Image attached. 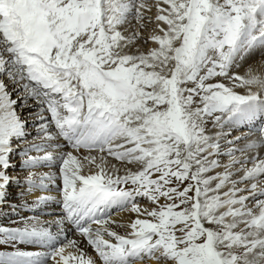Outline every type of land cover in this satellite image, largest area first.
<instances>
[{"label": "rangeland", "instance_id": "374dc122", "mask_svg": "<svg viewBox=\"0 0 264 264\" xmlns=\"http://www.w3.org/2000/svg\"><path fill=\"white\" fill-rule=\"evenodd\" d=\"M37 1L38 0H36V2ZM57 1L59 0H43L41 2L44 4L45 7L53 8L52 10L49 11H43V13L44 14L47 13L48 16L47 15L46 16L49 17V19L46 20H50V18L53 19L54 17L55 21H57L58 23L57 26L54 29L50 27V31L48 29V30H43L41 32V30L43 29L42 28L43 25H41V22H39V24H35V27H37V29L40 28L39 30L42 35L44 32V36L46 38L40 40L38 39L37 36L31 35L30 42L34 44L39 43L41 47H44L46 46V44L44 43H47V39L50 38L51 40L54 41L53 43H55L56 45L53 44L54 46L52 50V56L51 57L49 56V58L47 59L49 60V64H47V66H49V68L50 67L52 68L53 66L51 70L52 74L54 73L62 74L67 72V70L62 69V67H58L59 69L56 68L57 65L63 66V64L68 63V65L70 64L71 67H74L77 64H78L77 66H81L82 64L86 65V63H88L86 65L87 67H84L87 71L84 72L86 73L85 81L88 80L90 82L91 80L89 79L92 74H94L93 76L95 77L100 76V79L101 80L103 79L102 82L109 86L108 91L110 92V90L112 89L114 92V94H112L113 98H110V96L106 95L107 98L106 100H104L105 101L104 102V101H100V97H96L97 94L92 93V91H95V89L93 88L95 86L89 83L88 81H87L88 90H84L85 92L84 95V93L82 92V88H79V90L78 89L75 90L74 88L72 92L71 89L67 88V86L63 83L64 80H60V83H62L61 88L64 89L65 91H69L68 94L70 97H72L74 93L75 94L83 93V96L77 95V98L84 99L85 97L86 100L84 101V105L83 106L81 105L82 106L81 109L86 111L88 109L90 115H84L81 113L80 105L75 103L74 98L70 101V103L65 102L64 104H63L64 101L63 98H61L60 100L57 99V101L59 100L58 103H61L62 106L64 105L67 106V104H70L74 112V117L80 116L81 121L86 122L85 119H87L90 121L94 120L97 123V129H96L97 136L94 138V140L96 141L95 148H97L98 150L94 151V153H87L88 158H86V156H83L82 155L83 153L81 154L82 156L76 155V157L73 160V167H75L77 170L85 172L86 174L90 172L94 173L95 171L101 172L104 174L105 178L103 177L100 180L113 179L112 181H117L115 182L117 184L116 186H114L115 183H113L111 186L105 187V189H111V190H115L116 188L120 187V184H124L125 186L126 184L128 185L129 182L131 183L133 181V178H137L138 176L137 170L140 171L143 170L141 171V174L138 177L139 181L134 180L135 182L133 181L134 183L133 185L135 186L138 185L139 183L141 188H145V191L146 188L148 189L146 191V196L140 197L141 199L139 198L137 200L136 205L148 204L152 208L161 209L158 215V220L156 219V227H158L156 229H160V227H163V229L167 232V237L168 238L172 237L175 242V246L173 249L174 256L170 260L166 262V259L164 258L165 256H163L165 255L164 250H161L159 252L160 254H162L161 256H159V253L154 254L156 258L160 257L162 258L163 261L165 260V262L168 264H173L174 262H178V261L181 262V264H264V251L256 252L257 253L256 256H251L252 253L257 251V248L262 243L264 245V204H263L264 201H257L252 203L250 200H248V198L239 196L240 191H243L242 188L236 189L233 195L239 197L234 202L235 205V209L233 210L234 212H232V214H230L229 216L220 215L218 217L216 215L217 211L220 210V205H216L218 204L217 201L222 199L225 196L226 191L230 190V188L239 185L237 182L239 177L245 174L253 173L252 169H254L255 171L264 170V168L260 169V165H261L260 163L258 165H254L255 168H253V165H251L249 169L247 167L242 168L243 166L242 164H240L237 167L236 159H233L231 162L226 161L225 164L222 165L225 159L230 158L228 157V154L233 156L231 157V159L245 157V156H247V158L249 159V157L252 158L254 156L256 158L260 157L261 159L264 160V156H259L261 150H256V152H250L248 150H245L246 145H244V148H240L238 147V144H236L235 146L230 147V149L232 150L227 149L224 146L222 150L220 152H217L215 155L206 156L203 155V153L201 152V150L204 149L203 146L199 150L197 147H195L197 145V142L202 143V141H204V143H206L207 141H209V139L212 140L217 135V131L219 129L216 128L213 129L214 125L211 123V121H214L215 126L217 124L219 125V127L224 125L225 127L224 126L223 127L225 128V130L227 129L229 130L230 129L229 127H231L234 123L232 118L228 116L229 113H224V115L219 117H213L207 115L206 112L204 113V110L202 109V104H204L206 101L208 105L211 103H215L217 107L220 106L223 109H225L224 107L225 102L222 101L221 97L220 98L217 97L218 92H222L223 94H225L224 92L229 91L230 89H235L233 88L236 86L234 80H238L236 74L234 73L235 71L231 73L229 72L230 74H235L234 76L232 75V77L228 76L230 75L228 71L231 70V68L233 67L234 64L233 62H235L234 61L235 59L238 60L239 58L238 62L240 63L241 61H243V59H245V57H248V54L250 55L254 53V52H250L249 50L247 51L246 45L243 44L242 46L238 45L237 47H239L240 51L241 49L242 50L246 49V50L240 52L237 55L235 51L233 52V46L231 45L232 37H233V31L231 29V25L235 24L237 26H240L239 23H241L242 25L243 21L241 19L245 18V16L243 17V14L232 15L233 17H235L234 23H225V26L219 23L216 19L217 17L223 18V16H226L224 14L227 13L228 10L226 11L225 4L233 3V8L235 9L236 6L239 7V5L242 4L241 2L243 0H200V2L198 0H165L164 3L165 13L163 14L165 16L166 21H168L166 22L168 23V30L166 27V30L164 31L165 36L162 39L163 43L161 44L162 49L160 48L161 50L159 49L153 50L149 48V44L152 42L149 38V35L154 32V27H151L152 30L150 28H147L149 29V31L145 30L148 36L141 34V32L138 31L137 28L134 29V27L132 26V24L134 23L132 19L127 17L129 15L124 16L123 18H119L118 11L121 5H117L115 2L111 3L112 0H110V2L108 0H94L95 3L91 7L88 6L90 9L89 14H87L86 5L82 1H78L76 5L73 3V6L75 7L71 9L68 6V4H70V1L64 0L65 2L60 3L59 5ZM132 1L133 0H128V5H126L129 6L130 9H133L132 12L134 11L132 14L133 16L131 17L135 19L138 18L139 20L142 21V19L146 16V14L144 15V13H146L145 11L147 10V8H148L147 14L152 15L150 11L153 9V6L151 5L154 3V1L147 0L149 2L146 1L143 2V0L142 1L135 0L134 5L131 4ZM53 2L55 3V5ZM258 2H259L258 0L253 1V3L255 4H258ZM1 3L2 4L7 3V0H0V4ZM110 3L112 4V6L109 5ZM167 3H169L170 5L169 7ZM14 4H15L14 8L21 6L20 0H15ZM147 4L151 7H147L148 6ZM142 7L144 9H142ZM109 8L111 10H109ZM203 8H205L204 11L202 10ZM73 9H74V13L76 12L82 13L83 15L86 13L87 16V22L85 23V28L88 31L87 33H85L86 34L85 37H83L87 40V42H84L83 44H81L80 42L83 39L81 38L82 35L78 33L77 30L78 23H76V20H74L72 16ZM62 10H64L66 13L63 14L61 12ZM189 11L192 13H190ZM20 12L22 13V10ZM111 16L115 17L114 23H112ZM140 16H142V19ZM12 17H15V15L12 14L7 15V18L4 19L3 14H0V18H1L0 25L5 24L2 23V20L4 22L10 21L12 24L14 23V21H17ZM229 17L230 15L227 16V19ZM18 18L24 19V15L21 14L18 16ZM141 25L140 27L143 26ZM115 26H119V28H116ZM63 27L65 29H63ZM133 29L135 30V37H134ZM136 32L137 35L140 34V36L144 37V38L142 37L140 38L144 40L149 39L150 42L146 43V41H143L144 42L143 43L142 41H139L140 38L136 36ZM173 33L177 35L173 36L172 35ZM115 35L116 38L114 37ZM105 40L107 41V43L104 42ZM124 40L127 41L123 42ZM5 43L8 42L6 41ZM222 44L224 45L222 46ZM100 45L103 46V48ZM181 45L183 47L185 46V48L179 52V47L182 48ZM89 46L91 47L89 48ZM22 47H24V45L20 40L16 44L8 47V49L12 53L13 61L11 60L9 63H7L8 62L7 59L3 60V57L0 58V67H3L5 70V71L3 70V73H6V68H9L8 71H12L13 68H10L11 66L17 67L15 71L9 75L8 82H5L6 80L0 82V97L6 95L9 92L8 87L15 86V90L13 89L11 92H9V95L6 97L8 99L7 102L12 100V103L14 105L13 106L14 111L17 112V114L16 113L15 114L19 115L18 121L22 122V124L19 125V128L25 130V133L28 132L30 133V134L28 133L29 135L27 134L28 136L25 135L23 137L24 138H28L29 136L31 137L29 139H24L25 141L24 143H21L23 140L19 141L20 143L19 142L18 143L22 144L21 147H24V145L27 146L26 144H28L30 141L31 142L34 141L32 138L35 136L37 137L35 143L43 144V146H45V144L42 143L43 141H45L46 139L55 138L53 132L46 130L45 125L43 124L45 121L42 120L45 117L49 116L48 114L43 115L42 114L43 111H45L46 109L50 111L51 109L49 105L48 107H46L44 104H42L41 96L35 94L36 93L35 89L38 90L39 87L36 88L32 87V84L29 82V80H26L24 77L26 70L28 73L32 71L31 75L34 74L33 73L34 68L32 70L29 63H27L26 66H23L26 64L24 60L25 61L28 60L30 52L28 53L27 48L22 50ZM117 48H119L122 52L119 49L117 50ZM114 49L116 52L113 51ZM204 49H206V51ZM15 50L17 53L14 54ZM123 51L126 52L128 55L126 53H123ZM23 52L25 55L20 58L19 56L23 54ZM93 53L96 54L93 55ZM81 57L82 60L80 59ZM260 57L258 58L257 61L255 60L253 61V63L256 62L254 64L255 66H257V70L256 69H252L251 71L248 70L250 72L246 71L247 74H252L253 76L260 74L263 75L262 70H260L258 66L260 65L259 61H262L264 63V57H261V59ZM73 58L75 61L73 60ZM83 60H85L86 62ZM193 62H195V64H193L192 68L190 67L188 69V65L192 64ZM236 66H238L237 67L238 70L242 65L238 64ZM258 70H260V73L258 72ZM18 71L21 75V80H22L19 86L15 85V83L17 84V78H13V81L9 82L10 81L9 79L13 76V74L15 72L17 74ZM184 71L185 73H183ZM81 72L82 70L79 71L76 69L73 70V72L71 73V74L75 73L74 75L76 77L78 76L77 78H78L79 86H83L82 82H84L83 77L79 76ZM60 74L59 77L57 76H53V77H57L60 79L61 77ZM199 75L208 79V83L206 84L207 88L213 87V89H218V91L212 93L211 95L209 94L207 95L206 86L205 89L204 87H201L202 85L200 86L198 83ZM2 77H5V74L2 75ZM178 77L180 79H178ZM213 78H217V80ZM221 78H225V80H227L226 82L228 84L224 85L225 87H227L226 89L219 80ZM49 79H53V78L47 79L46 77H44L42 80L35 79L38 80V82L43 81L44 83V84L38 83L40 86H42V88H39L40 90H38L37 93L49 86L50 87L48 89L49 90L51 89L50 91L53 93L52 87L54 85V82ZM44 81L47 83H45ZM215 81H217L218 83H216ZM176 83L180 84L181 88L180 90L178 88L179 91L174 92L172 86L176 85ZM239 83L237 84L238 87H239ZM69 84L72 83L70 82ZM244 85L251 86L249 84L247 85V83H245ZM241 87H243V85ZM23 88H27L26 95L29 94L30 98L33 99L24 98L26 96L24 94H22L23 96L20 95V97L21 96L23 97L22 100L20 97L19 98L18 96L16 97V94L18 95L21 92H23L21 91V89ZM13 91L15 92L14 94ZM49 97H51L53 101L56 100L55 95ZM6 98L4 99V101H6ZM255 98L257 99V100L253 99V101L255 102H259L258 98L262 99V97H258V98L255 97ZM136 99H138L137 109L139 110V111L137 110L136 114L131 113V111L128 108L125 109V111L123 112L118 111V109L120 108V105L118 104L131 105L136 101ZM149 99H151L152 101H149ZM18 100L20 101L18 102ZM153 100H155L156 102L152 103L154 102ZM36 103L39 105L34 106ZM156 103H160L161 106L157 105ZM88 104L90 105V107H88L89 106ZM59 105L58 107H61ZM247 105L248 102L246 103L245 107ZM84 107L85 108L87 107V109H84ZM245 107L238 106L237 108V110L240 109L239 111L242 113L243 117L246 114V112L244 113L242 112L243 108ZM66 110L68 109H64V108L61 109V111L63 112ZM72 110L70 113H72ZM105 111L108 113H113L114 119L117 120V121L115 120V125H110L109 128L115 131L116 127L121 126L120 127L121 133L119 135V139L118 137H116L117 142L112 143L113 140L107 142L109 144L116 143L115 150L120 149V147L118 146V143L120 141H122V143L129 144L132 138L140 133L145 135V138L149 139L148 142H142L141 144L144 147L151 148L149 152H145V153L143 151H138L139 147H137V145L139 142L136 141L137 138L133 139L135 140L134 142L135 146L130 148L133 149V154L130 155L129 158L135 163L134 166L130 162H125L123 164V163H118L108 157H103L105 153L103 150L99 148V146H101L100 144L102 143V141H104L103 139L105 135L102 138V134H101L102 121H98V120L100 119V117H102ZM97 112H99V117L93 116ZM70 113L68 112L64 114L65 118L64 121L62 122L66 123V125L70 123L69 121L72 120V116L66 118V115ZM16 115L14 116V118L16 117ZM191 117H195L197 119V122L192 123ZM65 119H67L68 121L67 120L65 121ZM35 120L38 121H36L35 123ZM71 122L72 124H71L70 133H68L69 126L65 125L67 129L65 134H69L70 136L75 134L73 132L76 131V126L78 124H82L81 122L74 123L75 122L74 119ZM156 122H160L161 124L158 125V123ZM116 123H118V125ZM137 123L138 125H136ZM150 123L152 124L151 125L152 128H150L149 126ZM199 123L200 126L202 127L203 125V127L198 130H195V127ZM205 123H207V125H205ZM30 124L31 125L34 124L35 126L36 125L37 126L32 128ZM82 125L85 126V124ZM147 126L149 127L148 129ZM184 126L185 128L183 129ZM86 129H89V127L88 128L86 127ZM108 133L110 134V132ZM198 133L199 135L197 137L196 134ZM246 133L244 134L246 135ZM18 134L20 135L21 133ZM249 134L252 135V131ZM100 138L102 139V141H100ZM111 138L112 135L110 136L109 139ZM191 138H193V141H188ZM220 138L221 137H219L218 139ZM143 139L144 138H141V140ZM251 141L253 140L251 139ZM53 142L56 143L57 140L55 141L53 140ZM162 142H166V143L162 144ZM248 142H250L249 139H247L246 144H248ZM29 146H27V149L37 148L38 145L32 144L30 147ZM182 146H186L185 148L186 150H183L184 148ZM1 147L2 145L0 138V152L2 151ZM54 147H58V146L56 144L51 146V148ZM11 149L12 148H10L9 150ZM187 149L193 152L188 151ZM53 151H55V149H53ZM123 151H125L124 147L122 150H119V152L124 153ZM187 151H188V155H187ZM147 153H149L150 156H148ZM160 155L168 156L169 158L173 159L175 162H182L186 166L198 164L199 167L200 166L202 167L200 169L206 168L204 172L199 170L200 172L198 171L197 174L202 180L204 181L206 180L207 183L210 184L211 182H213L214 186L211 188L210 187L206 188V190L197 189V186L195 185L196 183L193 181V179L188 178L190 176L191 177L198 176L196 175V173L192 171L185 172L183 170H180L177 165L176 166L172 165L173 166L172 168H167V165L170 164L168 160H164L163 162H161L160 165L159 163H156L154 160L155 157H161ZM200 156L203 157L201 158ZM21 157L22 155H16L12 161L18 162L21 159ZM133 158H135V160H133ZM260 158L258 162L261 161ZM12 161H10V163H12ZM238 161H242V160H238ZM249 161L250 160H247V163ZM185 162L187 163L185 164ZM62 165L63 164H61L60 167H62ZM19 167L24 171H26V169H24V167H22L21 164H19ZM177 169H178L177 173H174L175 170ZM24 171H22V173ZM167 171H170V174L168 176H165V172ZM8 172L17 173L19 171L12 170L11 172L10 171ZM134 173H137L134 175V177L129 175ZM220 173H224L225 177H230V178L237 177V179H235V181H230L227 184L222 185L218 181L219 180L218 175ZM123 174L129 176H126V178L123 179L122 178ZM90 177L92 179H95L93 176ZM116 178H121L122 181L125 180V183H123L122 181H120L119 183L118 180L120 179L117 180ZM128 179L129 182H127ZM178 179H180L182 182L179 181ZM262 185L263 184H260L259 187H262ZM250 186L251 189H253L254 186L256 188H259L257 183H252ZM21 188L22 185L16 186V184L15 185H12L10 183L7 184L5 188L6 193L4 194V197L1 198V201L3 202L2 210L0 211L1 213L2 212L4 213L10 207V205H8V202L20 201V199L18 200L14 197L13 193H16ZM137 189L138 187H136L135 190ZM154 189L156 190L154 191ZM262 189H264V187H262ZM162 190H167V192L165 194L159 193V191ZM141 191L143 190L141 189ZM254 191L255 190H252V192ZM148 194L149 197L151 198L147 197ZM128 195H132V193L128 192ZM168 198L170 200V205L169 204L163 205L164 199H168ZM201 203L202 205H198ZM49 204H52L53 207H56L55 205L56 202H54L53 200L50 201ZM160 206H162V208ZM27 213L29 212L25 211L23 213H20L17 211L15 215V212L6 211V215H5L6 222H2L4 220H1L3 217L2 215H0V228H1L0 264H24L23 261L24 259H26L25 258V256H27L26 254H29L30 256V252L33 253L34 251L35 252L41 251L47 253L45 254L44 261L41 263L53 264V256L57 254L56 252H58L59 247L61 246L65 247L66 245H68L74 239L73 236L76 233L80 234V238H77V240L78 241L84 240L83 243L85 242L84 236L87 233H79L76 231H73L72 233L73 235L71 234L70 237L65 239L63 243L60 244L59 242L55 243L54 241H49L48 239L47 241L46 239L38 235L36 237H33L32 239H29V234L24 233L23 229L21 228V226L24 225L27 221L26 220L27 216H25ZM222 221L224 223L230 222V224L233 226L231 232L229 230L227 233L224 234L223 232L221 234H216V232L214 233L212 231V227L213 228L215 226L221 227L224 224ZM152 235H153V231L147 237L145 236L146 238L141 237L138 240V242L140 241V246H141L140 254H142V249L146 250L147 247H149V249L153 252L152 245L157 243L158 239L155 238L151 244H147L148 240L150 239V237H152ZM86 244L85 245L83 244V246H86L87 248L91 247V249L96 248L94 244L93 245L91 244L86 245ZM101 245L102 244H98V246ZM42 248H46L47 250H42ZM100 251L95 252L93 250V253H98L100 254L99 256H101L102 253ZM149 255L151 256V254ZM150 256H148V259L146 260L147 262L140 261L136 264H152L153 262L150 261L154 259V256H152L153 257L152 259L151 258L149 259Z\"/></svg>", "mask_w": 264, "mask_h": 264}, {"label": "bare ground", "instance_id": "6f19581e", "mask_svg": "<svg viewBox=\"0 0 264 264\" xmlns=\"http://www.w3.org/2000/svg\"><path fill=\"white\" fill-rule=\"evenodd\" d=\"M42 1L38 0L37 1L38 3H37L36 0H33V1H31V0H20L21 6L17 7V8L16 7L14 8L15 0H7V3H3V4L1 3L0 4V14H3V18L4 19L7 18V15H11L12 14V15H15V17H12V18L17 20V21L13 20L14 21L13 24L10 21L9 22L8 21L4 22L2 20V23L3 24L5 23V24L4 25H0V27H1L0 29H2V31L6 34L7 42L8 43L12 42V45H14L20 40L23 43L24 47H22V50L27 48L28 53L30 52V54H31V55L29 54V58L30 59L28 58V60H26V61L24 60V62H26V64L27 63L30 64L32 70L34 68L35 72L33 71L34 74H32L33 76L31 75V77H33L35 79H41V80L44 77H46L47 79L48 78H53L51 76L59 77V74H60V73L52 74L51 70H52L53 66H52V68L51 67L49 68V66H47V64H49V60H47V59L49 58V56L50 57L52 56V50H53V46H54L53 44H55V43H53L54 41L51 40L50 38L47 39V43L43 42L44 44H46V46H44V47H41V45L39 43L38 44L37 43L34 44V43L30 42L31 35L37 36L38 39H40V40L44 39V38H46L44 36V32H43V35L41 34V32L43 30H48V29L50 31V27H52V29H54L57 26V24H58L57 21H55L54 17H53V19L50 18V20H46V19H49V17H47L48 16L47 13L44 14L43 11H49V10H52L53 8L45 7L44 4L41 3ZM68 1H70V4H68L70 9L74 8L75 6H73V3L76 5L78 3V1H82L83 3H85L86 8H87V11H86L87 14H89V10H90L88 6L91 7L95 3L94 0H68ZM108 1L110 2V0H108ZM144 1L149 2L147 0H143V2ZM152 1H154V3L151 5V6H153V9L150 11L152 15H148L147 14L148 13V8H147V10L145 11L146 13H144V15L146 14V16L143 19H142L143 14H142V16H140L142 21L139 20L138 18L135 19V18L131 17V16H133L132 14H133L134 11L132 12L133 9H130L129 6H126V5H128V0H112L111 3L115 2L117 5H121L120 8H119V11H118L119 18H123L124 16L129 15L127 17L132 19L133 23H134V24H132V26L134 27V29L137 28L138 31L141 32V34H144V35L148 36V34L145 32V30L149 31V29H147V28L151 29V27H154V32L152 31L153 33L149 35V38L152 41L149 44V48H151L153 50H155V49L161 50L162 48H161V45L159 44V41L164 38V36H165L164 31L166 30V27H167V30H168V23H166L167 21L165 19L164 14H163V13H165V6H164L165 0H152ZM198 1L200 2V0H198ZM249 1L250 2H248V0H246V3H249L250 6H251V9H253L252 16H255V14L258 15V14L262 13V11H264V8L259 5V2H258V4H255V3H253L254 0H249ZM57 2H58V5H59L60 3H63L65 1L64 0H59ZM134 2H135V0H133L131 2V4L134 5ZM111 3L109 4L110 6H112ZM150 3H151V1H150ZM135 4H137V3H135ZM1 5H3V6H1ZM54 5H55V3H54ZM151 6L148 5L147 7H151ZM225 6H226V11L228 10L227 11V13H228L230 11V9H231L230 8V4L227 3V4H225ZM126 7H128V8H126ZM201 7H203V6H201ZM63 8H64V5H63ZM110 8H109V10H111ZM20 9L22 10V13L20 12L21 11ZM142 9H144V8L142 7ZM204 9L205 8H203L202 10L204 11ZM257 9L259 10V12H257ZM66 11H68V10H66ZM72 11H73L72 16H73L74 20H76V23H78L77 24L78 33H80L82 35L81 38H83L86 35L85 33H87V31H88L85 28V23L87 22L86 13L83 15L82 13H77V12L74 13V9ZM96 11H98V10H96ZM231 11L229 12L230 16H231V14H235V13H239L240 12V11H236V12H233V11L231 12ZM7 12H9L10 14L7 13ZM61 12L63 14L66 13L64 10H62ZM200 12H201V10H200ZM16 13H18L19 15H21V14L24 15V19H19L18 18L19 15L16 14ZM190 13H192V12H190ZM244 14H246V13H244ZM190 15H192V14H190ZM1 17H2V15H1ZM114 18L115 17H112V23H114V21H115ZM241 20L245 23L246 27H248L249 31H251L250 28L255 26V24L250 20L249 15H245V18H242ZM244 20H246V21H244ZM0 21H1V18H0ZM213 21H214V19H213ZM39 22H41V25H43L42 26L43 29L41 30V32L39 30L40 28L37 29V27H35V24H39ZM239 24L241 25V23H239ZM101 25H98V26H101ZM140 25L142 27H140ZM236 26L237 25H235V24H233V26H232L233 30L236 29L235 34H233V37H232V46L233 47L235 46L236 41L240 40V38L238 37V30L241 29V27L237 26V28H236ZM115 27L119 28V26H115ZM221 28H223V27H221ZM63 29H65V28L63 27ZM134 29H133V31H134V37H135V30ZM223 32H224V30H223ZM48 34H49V32H48ZM172 35L176 36L177 34L173 33ZM97 36H99V35H97ZM136 36H138L139 38L142 37V36H140V34L137 35V32H136ZM49 37H50V35H49ZM114 37L116 38V35ZM81 38H80V40H81ZM142 38H144V37H142ZM142 38H140L139 41H142V42L146 41V43L150 42L149 39H147V40L145 39L144 40ZM263 38H261L259 36V37L256 38V40L257 41H261ZM13 42H15V43H13ZM80 42H81V44H83L84 42H87V40L85 38H83ZM104 42L107 43L106 40ZM8 43L3 42V38L0 36V58L3 57V60L7 59L8 60L7 63H9L11 60L13 61L12 53L8 49V47L12 46V45L8 44ZM251 43H253V41H250L249 45ZM95 44H97V43H95ZM223 45L224 44H222V46ZM82 46H84V45H82ZM237 46L238 45L235 46V49H233V52L235 51V53H237V55H238L240 53V50H239V47H237ZM63 47H65V46H63ZM90 47L91 46H89V48ZM101 47L103 48V46H101ZM184 48H185V46L184 47L182 46V48L179 47V52L182 51ZM118 49L119 48H117V50ZM61 50H62V48H61ZM89 50H91V49H89ZM204 50L206 51V49H204ZM113 51H115V49ZM262 52L260 53L259 56L255 55V53H252L251 55L248 54V57L243 59V61H241L240 63L238 62L239 58H238V60H236V59L234 60L235 62H233L234 63L233 67L231 68V70L228 71V73L229 72L231 73V72L235 71L234 73L236 74V77L239 78V81L232 79V80H234V83L236 85L235 87H233L235 89H230L229 91L224 92L225 94H223L222 92H218V95H217L218 98L221 97L222 101L225 102V106H224L225 109H223L220 106L217 107V105H215V103H211V104L208 105V103H206V101H205L204 104H202V109L204 110V113L206 112V114L209 115V116L219 117V116L224 115L223 113H230V115H229L230 117H235V118H237L239 120V123L236 124L237 128L234 129V128H231L232 126L229 127V125H228V127L230 128L229 130L228 129L225 130V128H224L225 126L224 125H223L224 127L223 126L219 127L218 124L215 126L214 121H211V123L214 125V126L212 125L213 129L216 128V129H219V130L217 131V135L214 137V139H212L210 143H206L205 144V151H206L205 154L215 155L217 152H220L224 146L227 149H230V147L235 146L236 144H238V147H240V148H244V145H246V142H247L248 138L243 137V138L239 139V137L240 136H245L244 133H246L247 130L246 131H241V130H237V129H240L238 127V125L240 126V123H242V121H245V117H247L249 115L245 114V116L243 117L242 113L239 111L240 109L237 110V108H238V106L245 107L246 104L245 103L244 104L243 103H236V102L240 101V100H243V99H245V100L246 99L247 100H249V99L250 100H253V99L257 100L255 97H257V98L258 97H262V99L264 100V85H261V84H264V63L262 61H259L260 65L258 66L259 69L262 70L263 75H261V74L260 75H255L254 74L255 76H253L252 74H247V72H246L248 70L251 71L252 69H256L257 70V66H255V64H254L256 62L253 63V61L254 60L257 61L260 56L264 57V53H262ZM86 53H87V51H86ZM123 53H126V52L123 51ZM94 54H96V53H93V55ZM24 55L25 54L23 52V54H21L19 57L21 58ZM261 57H260V59H261ZM80 59L82 60V57ZM68 60H70V59H68ZM73 60H74V58H73ZM96 60H98V59H96ZM83 61H85V60H83ZM12 63H14V62H12ZM63 63H65V62H63ZM87 64L88 63H86V65ZM193 64H195V62H193L192 64L188 65V69L190 67L192 68ZM238 64L242 65V66L240 67V69L237 70L238 66H236V65H238ZM77 65H75L74 67H71V65L70 64L68 65V63L67 64L66 63L63 64V66L62 65H57L56 68L62 67V69H66L67 72L60 74V76H61L60 79L57 78V77H54L53 79H49V80H52L54 82V85L52 84L53 85V87H52L53 94L54 93H56L58 95L62 94V98L66 99L67 103H70V101L74 98L75 99V103L80 105L81 113L84 114V115H90V112H88L87 107L86 108L84 107V109H87V111L81 109V107L84 105V101L86 100L85 97H84V99L83 98L82 99L81 98H77V95L78 96H83V93L85 95L84 90H88V86H87V81L88 80L85 81L86 80L85 79L86 78V75H85L86 73H84L86 71V69L84 67H87V66L85 64H82L81 66H77ZM10 68H13V70L12 71H8L9 68H6V73H3L4 68L0 67V82H2L3 80H6L5 82H8L9 75L12 74L17 67L16 66H11ZM126 68H128V67H126ZM194 68H195V66H194ZM76 69L79 70V71L82 70V72L80 74L79 73L78 74H79L80 77L81 76L83 77V80L85 82V83L82 82L83 86H79L78 78H77L78 76L76 77L74 75L75 73L71 74L73 72V70H76ZM181 70H183V69H181ZM260 70H258L259 73H260ZM90 71H93V70H90ZM250 71H248V72H250ZM46 72L49 73L51 76L46 74ZM31 73H32V71L30 72V74ZM183 73H185V71ZM4 74H5V77H2V75H4ZM91 74H89V75H91ZM235 74H230L228 76L232 77V75L234 76ZM93 75L94 74H92L90 76L89 80H91V81L90 82L88 81L89 83H91V84H93L95 86V87L92 86L95 89V91H92V93L97 94L96 97H100V101L106 100V98H107L106 95L110 96V98H113V96H112V94H114L113 90L111 89L110 92H109L108 91L109 90V86L102 82L103 79L101 80L100 76L99 77H95ZM15 76H17V79H20L19 82L17 81V84L15 83V85L19 86L21 81H22L19 71H18L17 74H16V72L13 74V76L9 79L10 80L9 82H12L13 78ZM224 76H226V75H224ZM217 78H213V79L217 80ZM225 78L219 79L221 81V83L223 84V86L228 84L226 82L227 80H225ZM178 79H180V78L178 77ZM60 80H64L63 81L64 84H69L71 82L73 87L71 85H66V86H67V88L71 87L72 90L74 88H75V90L76 89L79 90V88H82V92L83 93H78V94L74 93L73 96L70 97L69 94H68L69 91H65L64 89L61 88L62 83H60ZM228 80H229V78H228ZM45 81H47V80H45ZM215 82L218 83L217 81H215ZM244 82L247 83V85L249 84L251 86L244 85L245 84ZM39 83L40 84H44L43 81H41ZM45 83H47V82H45ZM178 83H176V85L172 86V89L174 90V92L179 91L180 88H181V85L178 84ZM198 83H199L200 86L202 85L201 87L205 88L206 84L208 83V79L199 75ZM238 83H239V87L237 85ZM5 84H8V83H5ZM241 84L243 85V87H241L242 86ZM80 85H82V84H80ZM49 87H46V90H49L48 89ZM8 88H9V92H11L13 89L15 90V86L14 87L10 86ZM178 88H179V90H178ZM206 88H207V86H206ZM226 88L227 87H225V89ZM26 90H27V88L21 89V91H23V92H21L18 95L16 94V97L18 96V98H19L20 95H22V94L26 95ZM206 91H207L206 92L207 95L208 94L211 95L212 93L217 92L218 89H213V87H212V88H207ZM9 92L6 95H3L2 97H0V100H1L0 101V127H1L0 128V138H1V140L5 141V143H6L5 147H7L6 149H4L3 153H0V155H1L0 159H3L2 161H0V211L2 210V204H3V202L1 201V198L4 197V194L6 193L5 188H6L7 184L8 183H10L12 185L16 184V186L22 185V188L19 191H17L19 193H17V192L13 193L14 197L16 199H18V200L20 199V201L8 202V205H10V207L6 211L15 212V213L17 211L20 212V213H23V212L26 211V212L30 213V214L27 213L25 215V216H27V218H26L27 221H26V223L24 225L21 226V228L23 229V232L26 233V234H29V239H32L33 237H36L38 235V236H40V237H42V238H44L46 240L48 239L49 241H54L55 243H57V242H59V244L63 243V241L65 239H67L68 237H70L71 234L73 233V231H75V230H73L72 226L69 225V223H67V221H66V219H65V217L63 215H61V216L58 215L60 211H58L56 207H53L52 204H49V202L53 200L54 202L62 201V202L65 203V200L66 201L79 200L80 197H81L80 195L82 194V191L86 188V187H83V186L85 185V183H87L86 185L89 184V179L91 178L90 176H93L95 178L94 181H98L99 179L104 177V174L101 173V172H97V171H95L94 173L90 172V173L86 174L83 171L77 170L75 167H73V160L76 157V154H72L71 152H68V151H65V152L58 151V150L57 151H53V149H58V147L51 148V146H53L55 144H58V141L55 143L52 140H49L47 143H44L46 145V149H44V150L38 149V148L27 149V146L21 147L22 144H19L20 143L19 141L23 140L21 143H24L25 142L24 139H29L31 137L30 136L28 138H24L23 137V136L27 135L28 133H25V130H23L22 128H19V125L22 124V122L18 121V116L19 115H16L17 112L14 111V107H13L14 105L12 103V100L7 102L8 99L6 97L9 95ZM14 93L15 92L13 91V94ZM35 94H37V93H35ZM22 96L20 97L21 100L23 98ZM5 98H6V101H4ZM24 98L32 99V98H30L29 94H27ZM115 99H117V98H115ZM258 100H259V98H258ZM19 101L20 100H18V102ZM149 101H152V100L149 99ZM153 101L154 102H152V103L156 102L155 100H153ZM260 102L262 103L260 105L264 106V101H260ZM137 103H138V99H136V101L134 103H132L131 105L118 104V105H120V108L118 109V111L119 112H123V111H125V109L128 108L131 111V113H133V114L135 113L136 114V112L138 110L137 109ZM156 104L161 106L160 103H156ZM37 105H39V104L36 103L34 106H37ZM57 105H59V103ZM59 106H61L59 108L60 110L63 109V108L64 109H68V110H66L64 112L62 111V113H64V114L68 113V112L70 113L71 110H72V106L70 104H67V106L66 105L62 106L61 103H60ZM88 107H90V105ZM95 107H98V106H95ZM28 108H30V107H28ZM158 108H160V107H158ZM242 112L243 113L245 112L244 108H243ZM15 115H16V117L14 118ZM48 115L50 116V114H48ZM70 116H72V120L71 121H73V119L75 120L74 123L81 122V120H80L81 117L80 116L79 117H74L73 110H72V113L66 115V118H69ZM93 116L99 117V112L95 113ZM191 119H192V123H196L197 122V119L195 117H191ZM66 120L67 119H65V121ZM36 121H38V120H35V122ZM71 121H69L70 123H68L66 125V126H69V132L68 133L71 132V124H72ZM91 121H92V123L96 124V122L94 120H91ZM151 123H153V122H151ZM156 123L161 124L160 122H156ZM116 124L118 125V123H116ZM136 125H138V123ZM205 125H207V123H205ZM202 127H203V125H202ZM202 127L200 126V123H199L195 127V130H198V129L202 128ZM148 128L149 127L147 126V129ZM150 128H152V127H150ZM184 128H185V126L183 127V129ZM88 130L90 131V127H89ZM113 131H114L113 129L109 128L108 132H110V134L106 138L107 140L110 138V136L112 135ZM180 131H182V130H180ZM75 132L76 131H74L73 133H75ZM18 133H21L22 135L21 134L19 135ZM34 133H32V134H34ZM88 133L89 132H86V138L88 136ZM66 135L68 136V140L72 141L75 138V136H73L74 134L71 135V136L69 134H66ZM93 135L97 136L96 130L93 131ZM196 135L198 137L199 133L196 134ZM221 135L225 136L224 139L221 137ZM252 135H253V132H252ZM219 137H221V138L218 139ZM32 139L34 141H36L37 137H33ZM10 141H11V143H10ZM12 141H14V142H12ZM188 141H193V138L189 139ZM202 142H204V141H202ZM237 142H239V143H237ZM164 143H166V142H162V144H164ZM33 144H37L39 146V143H33ZM102 144H103V142L100 145H102ZM187 144H188V142H187ZM200 144H201V142H199V143L197 142V145L195 147H197ZM112 145L116 146V143H114ZM48 146H50V147H48ZM182 147L184 148L183 150H186L185 149L186 146H182ZM10 148H12V149L9 150ZM166 148H167V146H166ZM23 149L25 150V152H23ZM49 149H51L52 152ZM96 150H98V149H96ZM230 150H232V149H230ZM188 151H191V150H188ZM188 151H187V155H188ZM191 152H193V151H191ZM16 155H22L21 159L18 161L19 163L16 162V161H12L13 158ZM82 155L86 156V158H88L87 153H83ZM228 157H230V158L225 159V161L222 163V165H224L226 161L231 162L233 159H236L237 167L240 164H242L243 165L242 168H246L247 167L249 169L251 167V165H253V168H255L254 165H258L260 163L261 164L260 165V169L264 168V160L261 159L260 157L256 158V157L253 156L252 158L249 157V159H248L247 156H245V157L232 158L231 159V157H233V156H231L230 154H228ZM259 158L261 159L260 162H258ZM244 159H247V160H250V161L247 163V160H244ZM164 160H168V162L170 164H173L175 162L173 159L169 158L168 156H164L163 155L161 157H155V162L156 163H161ZM238 160H242V161H238ZM10 161H12V163H10ZM190 161H189V163H190ZM197 161H198V158H197ZM255 162H256V164H255ZM175 163L180 165V170H183L185 172H191L192 171V172L196 173V175H198L197 174L198 171L200 170V168H202L201 166L199 167L198 164L191 165V166L187 165L188 166L187 167L182 162H175ZM186 163L187 162H185V164ZM19 164H21L22 167H24V169H26V171L21 169L19 167ZM61 164H63L62 167H60L58 169L55 168L57 165L60 166ZM232 164H235V163H232ZM14 166H16V167H14ZM12 170L13 171L18 170L19 172H17V173L11 172ZM8 171H10L11 173H9ZM22 171H24V172L22 173ZM252 171H253V173L245 174V175L239 177L238 181H237L239 185L236 186V187L230 188V190L226 191L225 196L222 199H220L219 201H217V202L224 203L223 205L220 206V210H218L217 213H216V215L218 217L220 215L229 216L230 214H232V212H234L233 210L235 209L234 202L236 201V199H238L239 196L248 198V200H250L252 203L253 202H257V201H264V189H262V187H264V175H261V176L257 175L259 173L264 174V172H262L264 170L255 171L254 169H252ZM254 175H256V176H254ZM252 176H254V177H252ZM122 178L123 179L126 178L125 174L122 175ZM188 178L189 179H191V178L193 179V181L196 183L195 185L197 186V189H199V190H206V188H209V187L211 188V187L214 186L213 182H211L209 184V183H207L206 180L205 181L202 180L199 177V175L196 176V177H191L190 176ZM218 178H219L218 181L222 185H225L228 182L235 181V179H237V177H235V178L225 177L224 173H220L218 175ZM19 181H22V182H19ZM104 182H105V184H113L116 181L104 180ZM122 182L125 183V180H123ZM246 183H249V184H246ZM252 183H257L258 187H259L260 184H263V185H262V187H259V188H256L254 186L253 189H251L250 185ZM115 185H116V183H115ZM59 187H63L64 189L62 188V189L59 190ZM81 187H83V188H81ZM240 188H242V190H243V191H240V195L238 197L233 195L234 191H236V189H240ZM252 190H255V191L252 192ZM129 191H130V189H129ZM138 191H141V190L138 188L137 190H135V192L132 193V195H129V196H131L132 198H136L137 199V195L141 194V195H139V198L142 197L143 191H141V192H138ZM166 192H167V190H164V192L162 194H165ZM62 197H64V198H62ZM147 197H149V194H148ZM149 198H151V197H149ZM164 204H169L170 205L169 198L168 199H164L163 205ZM198 205H202V203L198 204ZM160 210L161 209H159V208H152L148 204H144V205L137 204L134 207L126 210L125 212L112 215L106 221H103L100 224H97L95 226V228L99 229V231L102 233V234H99V235L95 236L96 239L98 240L97 244L105 245V244L109 243L110 244V248L113 249V250H116L117 243L119 242V244H118V253L117 254H119V250L121 248L122 249H126L127 251H130L132 248H135V246H138L137 247L138 250L141 249L140 241L138 242V240L141 237L146 238L152 232L153 229H156V219L158 220V215H159ZM6 211L4 213L0 212V215H2V217H3L1 220H4L3 222H6L5 221L6 220V216H5L6 215ZM54 213L57 216H53ZM186 215H188V214H186ZM232 227L233 226L230 224V222H225L221 227L220 226H215L214 228L212 227V231L214 233L216 232V234H221L222 232L224 234V233H227L229 230L231 232ZM82 233H87V231H84ZM73 238L74 239L69 243L70 245L68 244L66 246L64 245L65 247H62V246L59 247L58 252H56L57 254L53 256V264H101L102 257L107 254L104 250L100 251L102 253V255L99 256L98 253H93V249L87 248L86 246H83V244L84 245L86 244L85 242L83 243V241H84L83 239H81L83 241L79 240L80 242L77 240V238H80V234L76 233L73 236ZM86 245H88V244H86ZM261 245L257 248V251H255L254 253L251 254V256H256L257 255L256 252L264 251L263 243ZM144 252H145V250L142 249V253H144ZM113 253H115V252H113ZM30 254H40L41 262H43L44 259H45V254H47V253L41 252V251H36V252L34 251L33 253L30 252ZM160 255H162V254H160ZM153 256H154V259H152L153 258L152 257L151 258L152 260L150 262H153L154 264H168V263L165 262V260L163 261L162 258L161 259H159L160 257L156 258V256L154 254H153ZM149 259H150V257H149ZM173 264H181V262L178 261V262H174Z\"/></svg>", "mask_w": 264, "mask_h": 264}]
</instances>
